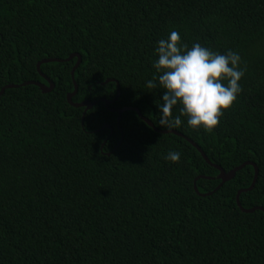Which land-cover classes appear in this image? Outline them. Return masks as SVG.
Returning a JSON list of instances; mask_svg holds the SVG:
<instances>
[{"label": "trees", "instance_id": "1", "mask_svg": "<svg viewBox=\"0 0 264 264\" xmlns=\"http://www.w3.org/2000/svg\"><path fill=\"white\" fill-rule=\"evenodd\" d=\"M173 30L242 58V92L212 131L159 126L163 90L146 82ZM55 58L40 64L51 91L21 85H48L37 63ZM74 82L72 102L91 107L68 102ZM1 90L0 264H264V0H0ZM124 107L184 137L134 110L117 123ZM247 163L252 212L236 202ZM242 164L218 187L214 165Z\"/></svg>", "mask_w": 264, "mask_h": 264}, {"label": "clouds", "instance_id": "2", "mask_svg": "<svg viewBox=\"0 0 264 264\" xmlns=\"http://www.w3.org/2000/svg\"><path fill=\"white\" fill-rule=\"evenodd\" d=\"M157 59L152 67L156 75L146 82L149 89H161L163 94L157 105L159 126L164 129L179 127L181 116L187 125L212 131L242 92V58L238 52H214L210 48L194 43L190 48L182 43L178 31L169 32L160 39L154 49ZM180 107V116L173 109ZM165 160L173 163L180 160V153L170 151Z\"/></svg>", "mask_w": 264, "mask_h": 264}, {"label": "water", "instance_id": "3", "mask_svg": "<svg viewBox=\"0 0 264 264\" xmlns=\"http://www.w3.org/2000/svg\"><path fill=\"white\" fill-rule=\"evenodd\" d=\"M74 56H77V62L75 63V65L73 66L72 71H71V78H72V80H74V70H75V68L78 66V64L80 63V61H81V56H80L79 54H75V55H72V56H70V57H68V58L65 59V61H67V60L71 59V58L74 57ZM50 61H62V60H61V59H56V58H55V59H47V60H43L42 62L37 63V70H38L39 74H40V75H41V76L47 81L48 85L42 84L41 82H26V83H23V84H21V85H25V84H34V85H37V86H38L43 92H49V91H51V89L53 88V83H52V82H51V81H50L45 75H43V74L41 73V71H40V64H41V63H45V62H50ZM16 86H17V85H8V86H6V87L8 88V87H16ZM2 91H3V90H1L0 93H1ZM76 91H77V87H76L75 82H74V91H73L72 93H70V94L67 95V100H68V102H69L70 104H72L73 106H75V107H77V106H83V105L87 106L88 108L91 107L92 104L89 103V102L80 103V104H76V103H73V102H72V96L75 94ZM119 93H120L119 88H117V94H116L115 99L118 98ZM105 104H106V106H108V102H106ZM129 110H134V111L138 114V116L141 117L142 120H144L149 126H151V127H152L155 131H157V132H161V133H173V134H177V135H179V136H183L182 134H179V133H177L176 131H173V130H163V131H159L158 129H156V128L153 126V124L151 123V121H150L149 119L143 117V116L141 115V113L139 112V110L136 109V108H133V107H124V108L118 110V119H117V123L119 122V119H120L121 114H122L124 111H129ZM183 137H184V136H183ZM185 138H186V137H185ZM188 141H190V142L193 144V146H195V147L197 148V150L200 152V154H201L202 157L205 159V161H206L207 163L211 164L210 161H209V160L207 159V157L205 156V154L202 152V150H201V149H200L195 143H193L191 140L188 139ZM247 164H251V165L254 167V171H255L254 179H253L252 183L250 184V186H249L248 188L241 189V190L238 191L237 196H236V202H237L238 206L240 207V209H241L242 211H245V212H252V211H254L256 208L244 209V208L241 207V205H240V203H239V194H240L241 192H243V191L251 190V189L253 188V186H254V184H255V181H256V178H257V168H256V166H255L253 163H247ZM244 165H245V164H242V165H240L239 167L234 168L233 170H231V171H229V172H225L221 167H219V166H217V165H214V167L219 171L218 178L221 180V184H220L218 187H220V186L222 185V183H224L225 181H227V180L233 178L234 175H235V173H236V171L239 170V169H241ZM218 187H217V188H218ZM195 190L197 191L196 186H195ZM203 195H206V194H202V196H203Z\"/></svg>", "mask_w": 264, "mask_h": 264}]
</instances>
